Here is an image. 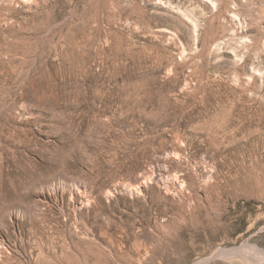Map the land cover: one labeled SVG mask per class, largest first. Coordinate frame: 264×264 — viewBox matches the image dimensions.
<instances>
[{
	"label": "rangeland",
	"instance_id": "obj_1",
	"mask_svg": "<svg viewBox=\"0 0 264 264\" xmlns=\"http://www.w3.org/2000/svg\"><path fill=\"white\" fill-rule=\"evenodd\" d=\"M217 250L264 251V0H0V264Z\"/></svg>",
	"mask_w": 264,
	"mask_h": 264
},
{
	"label": "bare ground",
	"instance_id": "obj_2",
	"mask_svg": "<svg viewBox=\"0 0 264 264\" xmlns=\"http://www.w3.org/2000/svg\"><path fill=\"white\" fill-rule=\"evenodd\" d=\"M223 249H221V251H222ZM225 250V249H224ZM223 252V251H222ZM220 254H221V252H220V250L218 251H216L214 254H212L210 257H207L206 259H204L203 258V260H201V261H199V262H196L195 264H205L206 262H208V261H210V260H212V259H214V258H216L217 256H220ZM224 254H225V252H224ZM224 254H223V256H224ZM255 254H257V258H256V263L257 264H264V251H262V250H260L259 252H257V253H255ZM222 255V254H221ZM222 257V256H221ZM220 257V258H221Z\"/></svg>",
	"mask_w": 264,
	"mask_h": 264
}]
</instances>
